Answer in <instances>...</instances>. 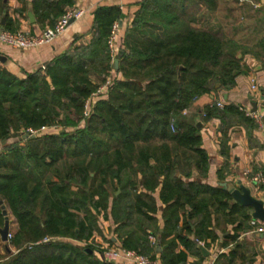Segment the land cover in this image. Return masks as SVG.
Returning a JSON list of instances; mask_svg holds the SVG:
<instances>
[{
	"label": "trees",
	"instance_id": "trees-1",
	"mask_svg": "<svg viewBox=\"0 0 264 264\" xmlns=\"http://www.w3.org/2000/svg\"><path fill=\"white\" fill-rule=\"evenodd\" d=\"M73 1L32 0L31 7L38 22L52 26ZM217 7L218 0H140L114 69L107 38L120 12L101 6L89 49L92 64L78 65L71 51L44 73L23 79L0 69V140L27 127L62 128L15 140L0 151V200L16 223L13 233L8 230L16 252L0 255V264H115L88 253L93 245L83 244L101 234L99 215L116 225L122 247L152 259L148 235L158 236L167 244L161 264L185 261V254L174 252L175 240L188 248L198 240L207 244L217 237L215 229L234 224L232 234L222 227L224 245L233 242V249L213 264H236L237 256L243 264L237 238L253 229L246 224L251 207L198 178L207 175L208 155L201 128L183 115L199 96L234 86L244 71L239 52H249L264 69V36L242 50L224 27L214 26ZM113 70L112 83L82 118L83 101L98 85L88 72L107 77ZM213 117L222 125L221 153L228 120L253 121L234 104L213 103L201 113L203 121ZM222 170L217 176L224 180ZM157 188L161 207L153 195ZM2 216L0 209V221Z\"/></svg>",
	"mask_w": 264,
	"mask_h": 264
},
{
	"label": "crops",
	"instance_id": "crops-1",
	"mask_svg": "<svg viewBox=\"0 0 264 264\" xmlns=\"http://www.w3.org/2000/svg\"><path fill=\"white\" fill-rule=\"evenodd\" d=\"M227 1L218 0L217 9L219 13L221 8H226L223 3ZM31 2L32 0H0V28L39 33L46 26H50L48 20L37 21V15L31 7ZM139 2L140 0H74L72 5L67 6L64 10L68 7H82L85 9L84 15L77 20H72L63 33L50 43L32 49H15L0 44V69L6 70L18 79H23L38 70L44 73L48 64L71 51L76 54L73 57V61L78 65L88 66L92 64L93 58L89 49L94 36L95 12L101 6H115L120 12L119 20H115L118 23L116 31L117 56L118 52L123 48L126 31L132 30V21L139 8ZM234 2L235 13L237 12V14L235 16H230L229 14L219 15L226 20L218 17V22L229 35H232L241 44L242 50H244L253 46L264 36V4L263 0H234ZM29 11L33 14V22L28 17ZM242 52H239L237 57L241 58L240 64L244 71L238 72L234 86L227 90L218 89L216 92L212 91L199 96L193 101L191 107L183 111V115L193 118L196 123L199 122L201 124L202 147L208 155L209 166L207 175L198 178L213 186L218 185V182L222 181H226L233 186L244 184L252 188V194L255 197L264 200V186H255L249 183L243 175L246 168L258 169L264 167V128L260 127L253 119L252 123L245 120H239L234 123L229 119V127L227 128L224 125L222 128L226 132L228 139L226 147L221 153L220 140L222 134L220 132V120L215 117L206 121L201 119V113L207 106L212 105L216 101H221L223 106L234 104L246 109H252V104L254 103L256 111L263 114L264 122V69L261 62L249 52L246 50ZM115 75L116 72L113 70L108 76L115 77ZM87 76L96 85L103 82V79L106 78L95 71L88 72ZM252 84L256 87L252 88ZM58 129H62L61 126L51 127L48 132H54ZM16 138L19 141L23 140ZM7 139L0 140V142L2 143ZM220 168L223 169L224 180L219 179L217 176V171ZM194 175H196V172H194ZM118 192L116 191V194ZM153 195L156 198V204L161 207L162 204L158 199V188ZM251 211L252 208L250 213ZM154 215L156 225L161 229L163 227V219L160 208ZM252 219L251 217L250 221ZM250 221L246 223L248 226L251 225ZM98 225L101 234L94 233L91 242L103 247L120 245V239L118 238L120 234L115 231L116 225L113 222L99 215ZM233 226L234 224H228L226 227H222H225L226 233L232 234ZM222 227H219L221 229H215L217 237L214 240L207 239V244L203 245L204 251L199 249L200 245L197 242H194L193 246L190 245V248H188L184 243L175 240L174 252L185 254V261L181 264H213L221 253L227 254L230 249H233V242L229 241L227 245H224L227 239H224L226 233L223 232ZM172 237L173 234H169L166 239L171 240ZM189 237L193 238V235ZM158 240L159 238L156 236V245ZM237 241L243 244L239 250L240 254L245 255L243 264H264V233H256L251 230L242 232L238 236ZM159 243L160 247L158 250L156 245L154 247L155 264H161V251L167 245L163 242ZM234 262L236 264L241 262L238 256L235 257Z\"/></svg>",
	"mask_w": 264,
	"mask_h": 264
},
{
	"label": "built area",
	"instance_id": "built-area-1",
	"mask_svg": "<svg viewBox=\"0 0 264 264\" xmlns=\"http://www.w3.org/2000/svg\"><path fill=\"white\" fill-rule=\"evenodd\" d=\"M85 13V9L82 7H69L67 8L55 21L52 26H46L39 33H31L27 31H10L4 28H0V44L15 48V49H32L53 41L58 35L63 33L70 20H77L81 18ZM118 29V23L115 21L110 29L109 36L107 38V47L109 50L110 57L113 59L116 57L117 46H116V31ZM113 77L108 76L103 82L99 83L97 87L90 92V94L83 101L82 118H87L95 105V102L102 97L109 85L112 83ZM252 88L256 86L251 85ZM214 104L217 107L222 108L223 102L216 101ZM246 116L250 117L256 123L264 128L263 114L258 111H253L249 108L239 107ZM49 128L41 126L39 128L27 127L23 129L22 133H28L29 135L35 136L40 133L48 132ZM244 177L249 183L255 186H264V167L258 169L246 168L243 172ZM253 232L264 233V222L257 219L250 221ZM7 238H10L11 234H6ZM47 240V239H45ZM150 245L155 247L156 238L152 234L148 235ZM199 245H204V242L197 241ZM99 249H95L93 254L101 260L112 262L115 264H155V260L150 258L149 255L141 254L134 249H127L121 245L116 246H99Z\"/></svg>",
	"mask_w": 264,
	"mask_h": 264
},
{
	"label": "water",
	"instance_id": "water-1",
	"mask_svg": "<svg viewBox=\"0 0 264 264\" xmlns=\"http://www.w3.org/2000/svg\"><path fill=\"white\" fill-rule=\"evenodd\" d=\"M263 4H264V0H263ZM28 17L30 19L31 22L34 21V17L31 11L28 12ZM72 20L69 21V23ZM122 53V51L120 50L117 54V56L113 59V68L117 69L118 67V58L120 56V54ZM226 97V96H225ZM252 110L255 111L256 110V105L253 103L252 104ZM201 124L198 122L197 123V127H200ZM13 137H18V139H25L27 137H33L32 135H29L28 133H16L12 135ZM218 185L221 186L222 188L226 189L229 194L231 195L232 199L239 203L240 205L243 206H249L252 208V211L250 213L251 217L253 219H257L261 222H264V200L261 198H257L252 194V188L250 186H246L244 184H239L238 186H233L232 184L226 182V181H222V182H218ZM2 204V200H0V205ZM2 208V214L4 215V225L2 228H0V237L2 241H6V234L8 232V220H7V216H6V210L4 205L2 204L0 206ZM157 250L160 247V243L157 242ZM199 249L201 251H204L205 248L204 246L200 245ZM88 253H91V250L88 249L87 250Z\"/></svg>",
	"mask_w": 264,
	"mask_h": 264
},
{
	"label": "rangeland",
	"instance_id": "rangeland-1",
	"mask_svg": "<svg viewBox=\"0 0 264 264\" xmlns=\"http://www.w3.org/2000/svg\"><path fill=\"white\" fill-rule=\"evenodd\" d=\"M224 2V1H223ZM225 6H226V8H224L223 7V5H222V7L223 8H221L220 9V13H219V11H218V9H216L215 11H213V13L211 14V16H212V20H213V24H214V26H216V27H220L221 29H223V27H222V25L218 22V17L220 18V19H222L219 15H230V16H235V14H237V12L235 13V2H234V0H228L226 3H223ZM222 20H226V19H222ZM33 128V127H32ZM59 130V129H58ZM57 131V130H56ZM21 132V131H20ZM22 133V132H21ZM38 135V134H37ZM36 136V135H35ZM35 136H33V137H35ZM31 137V136H30ZM15 140H17V138H15V137H10V138H8L7 140H5L4 142H0V151L3 149V147L6 145V144H8V143H11V142H13V141H15ZM2 204L4 205V207H5V210H6V216H7V220H8V226H9V228H8V230L10 231V233H13V231L15 230V228H16V223H15V218H14V216L12 215V213L10 212V209H9V207H8V205L6 204V202L5 201H3L2 200ZM1 204V205H2ZM0 205V206H1ZM0 209L2 210V208L0 207ZM3 215V214H2ZM3 217V219L0 221V228H2L3 227V225H4V220H5V218H4V215L2 216ZM83 244L84 245H86V247H88L87 245H89V244H92L93 246H92V248H91V251H94L95 249H99L98 247H99V245L98 244H95V243H84L83 242ZM82 245V244H81ZM16 252V250H15V248L9 243V238H7V236H6V241H2L1 240V237H0V255H2V256H4V255H6V254H9V255H11V254H14ZM95 256V255H94ZM96 257V256H95ZM5 259V258H4ZM3 259V260H4Z\"/></svg>",
	"mask_w": 264,
	"mask_h": 264
}]
</instances>
